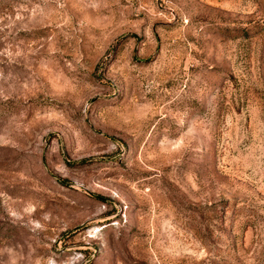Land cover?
Returning <instances> with one entry per match:
<instances>
[{
	"label": "rangeland",
	"instance_id": "1",
	"mask_svg": "<svg viewBox=\"0 0 264 264\" xmlns=\"http://www.w3.org/2000/svg\"><path fill=\"white\" fill-rule=\"evenodd\" d=\"M0 264H264V0H0Z\"/></svg>",
	"mask_w": 264,
	"mask_h": 264
}]
</instances>
